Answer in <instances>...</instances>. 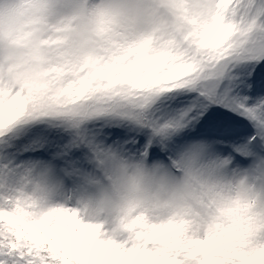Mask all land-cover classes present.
Listing matches in <instances>:
<instances>
[{"label":"snow or ice","instance_id":"1","mask_svg":"<svg viewBox=\"0 0 264 264\" xmlns=\"http://www.w3.org/2000/svg\"><path fill=\"white\" fill-rule=\"evenodd\" d=\"M233 27L225 11L199 49H182L172 59L133 50L101 78L57 92L0 80V175L30 167L74 186L99 178L109 156L169 169L183 157L225 171L264 161V61L229 63ZM29 211L0 189V224L8 226L0 228V264H230L236 258L208 238L169 245L170 225H135L137 243H120L67 208L28 220Z\"/></svg>","mask_w":264,"mask_h":264},{"label":"clouds","instance_id":"2","mask_svg":"<svg viewBox=\"0 0 264 264\" xmlns=\"http://www.w3.org/2000/svg\"><path fill=\"white\" fill-rule=\"evenodd\" d=\"M225 11L229 63L264 61V0H0V80L57 92L101 78L133 50L178 58L210 43L205 34ZM0 189L30 210L28 220L67 208L132 244L133 226L170 225L169 245L208 238L236 254L230 264H264V161L225 171L183 157L169 169L109 156L99 178L78 185L25 167L0 175Z\"/></svg>","mask_w":264,"mask_h":264}]
</instances>
